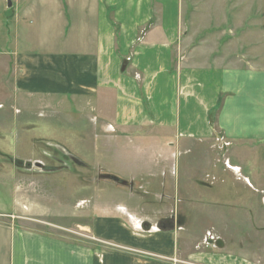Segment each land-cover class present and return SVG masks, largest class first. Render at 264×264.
I'll return each mask as SVG.
<instances>
[{
  "label": "crops",
  "instance_id": "1",
  "mask_svg": "<svg viewBox=\"0 0 264 264\" xmlns=\"http://www.w3.org/2000/svg\"><path fill=\"white\" fill-rule=\"evenodd\" d=\"M18 1L13 9L0 0V9L15 14L24 4ZM258 3L264 29V0ZM40 6L55 12L59 41L0 50V86L11 80L13 96L28 104L37 98L43 108H62L56 100L68 98L98 112L102 119L91 120L134 145L119 174L129 196L146 189L167 196L172 210L165 213V198L155 199L161 214L124 198L92 204L75 223L81 237L0 212V264H264V243L226 252L179 233L190 227L191 196L199 188L229 195L231 210L264 212V63L231 57L224 63L223 56L200 63L189 35H182L190 27L185 0H42ZM182 47L189 53L180 60ZM212 147L220 155L207 159ZM211 176L218 177L212 184Z\"/></svg>",
  "mask_w": 264,
  "mask_h": 264
},
{
  "label": "rangeland",
  "instance_id": "2",
  "mask_svg": "<svg viewBox=\"0 0 264 264\" xmlns=\"http://www.w3.org/2000/svg\"><path fill=\"white\" fill-rule=\"evenodd\" d=\"M216 1L185 0L190 27L182 35H189L190 49L196 47L199 62L213 63L223 56L224 63H229L230 57L239 59V63L247 59L249 63H264V29L259 24L258 0ZM22 2V10L16 9L15 14L16 5L7 11L0 9V50L10 53L24 47L38 50L44 39L58 42L55 12L42 9V0ZM181 49L177 54L183 60L189 50ZM36 101L28 104L13 96L11 80L0 86V212L22 216L27 219L22 220L25 225L81 237L76 234L80 230L75 223L85 220L84 211L92 204L107 207L124 198L146 206L148 211L153 206L151 214L154 211L161 214L155 199L165 198V213L172 210L167 196L162 198L137 188L139 195L131 198L128 188L104 179L105 170L120 176L121 166L133 154L130 149L134 145L128 144L125 137H117V131L104 129L95 118L91 120L93 115L102 119L98 112L82 111L68 98L56 100L62 108L56 105L43 108L37 98ZM209 151L205 153L207 159L220 155L217 147ZM12 157L41 161L52 169L21 168L11 162ZM214 177L218 178L211 176L206 181L212 184L217 181ZM195 192L197 195L191 196L190 227L180 230V234L198 240V247L212 234L218 239L217 247L226 252L243 253L247 245L263 246L264 212L231 210L230 196L213 189L199 188ZM155 206L157 210L153 209ZM179 206L177 198L176 208ZM55 224L70 229H59Z\"/></svg>",
  "mask_w": 264,
  "mask_h": 264
},
{
  "label": "water",
  "instance_id": "3",
  "mask_svg": "<svg viewBox=\"0 0 264 264\" xmlns=\"http://www.w3.org/2000/svg\"><path fill=\"white\" fill-rule=\"evenodd\" d=\"M9 3V7L12 6V1L9 0L8 1ZM126 63L123 65V69L122 70H125L126 68ZM16 163L19 165V166H23L25 167L26 169H32V168H40V169H45V164L42 163L41 161H24V160H17ZM104 179L106 180H111L113 182H115L116 184L118 185H121V186H127L129 184L128 181L122 179L121 177L117 176V175H111V174H102Z\"/></svg>",
  "mask_w": 264,
  "mask_h": 264
},
{
  "label": "built area",
  "instance_id": "4",
  "mask_svg": "<svg viewBox=\"0 0 264 264\" xmlns=\"http://www.w3.org/2000/svg\"><path fill=\"white\" fill-rule=\"evenodd\" d=\"M218 241V239L214 236V235H212V234H208L205 238H204V241H203V243H202V245H201V247L202 248H205V249H207V248H211V249H217L218 247V245H217V242ZM175 262H177V260H175Z\"/></svg>",
  "mask_w": 264,
  "mask_h": 264
},
{
  "label": "flooded vegetation",
  "instance_id": "5",
  "mask_svg": "<svg viewBox=\"0 0 264 264\" xmlns=\"http://www.w3.org/2000/svg\"><path fill=\"white\" fill-rule=\"evenodd\" d=\"M9 159L11 160L12 163L16 164V166L21 167V168H25V167H23V166H19V165L16 163L17 160H21V159H18V158H15V157H12V158H9ZM24 161H25V160H24ZM25 169H26V168H25ZM45 169H52V168L49 167V166H47V165H45ZM101 174H102V173H101Z\"/></svg>",
  "mask_w": 264,
  "mask_h": 264
}]
</instances>
